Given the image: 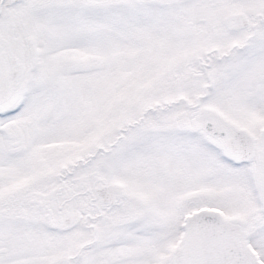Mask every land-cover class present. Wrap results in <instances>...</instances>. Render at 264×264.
I'll list each match as a JSON object with an SVG mask.
<instances>
[{
	"label": "snow or ice",
	"instance_id": "1",
	"mask_svg": "<svg viewBox=\"0 0 264 264\" xmlns=\"http://www.w3.org/2000/svg\"><path fill=\"white\" fill-rule=\"evenodd\" d=\"M0 264H264V0H0Z\"/></svg>",
	"mask_w": 264,
	"mask_h": 264
}]
</instances>
